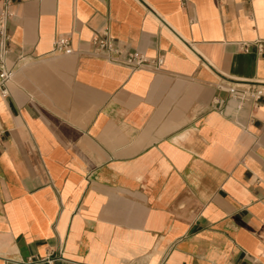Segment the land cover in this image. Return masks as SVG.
<instances>
[{"label":"crops","instance_id":"1","mask_svg":"<svg viewBox=\"0 0 264 264\" xmlns=\"http://www.w3.org/2000/svg\"><path fill=\"white\" fill-rule=\"evenodd\" d=\"M7 31L0 264H264V98L211 106L264 82V0H12Z\"/></svg>","mask_w":264,"mask_h":264},{"label":"built area","instance_id":"2","mask_svg":"<svg viewBox=\"0 0 264 264\" xmlns=\"http://www.w3.org/2000/svg\"><path fill=\"white\" fill-rule=\"evenodd\" d=\"M12 0H0V39L2 44L9 39L7 31V23L11 16ZM93 42L99 50L105 52L109 58L118 63L129 66L133 70L142 68H151L154 70L160 69L163 65L164 58L162 55H158L155 58H149L143 52L138 50L123 51L119 48L114 39L108 35L107 32L103 36H95ZM244 50H247V45H243ZM264 48V44L258 42V50L261 52ZM54 50L60 53H71L73 51L71 40L69 38H60L55 42ZM11 70H2L0 72V86L5 85L11 78ZM218 88L225 90L228 93V97L225 99L214 98L212 102V108L223 111L230 101L238 104L252 103L254 107H258L261 99L264 98V82L250 83V82H237L232 81L228 84H219ZM1 94L5 96L7 90H1ZM62 256L61 250L55 252H48L45 256L34 259L28 258L24 264H36L37 262L43 264H54L55 260Z\"/></svg>","mask_w":264,"mask_h":264}]
</instances>
